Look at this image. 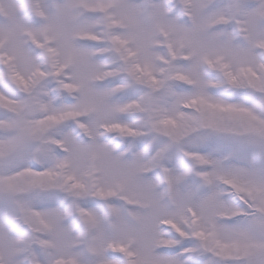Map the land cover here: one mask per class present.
<instances>
[{"label":"snow or ice","instance_id":"1","mask_svg":"<svg viewBox=\"0 0 264 264\" xmlns=\"http://www.w3.org/2000/svg\"><path fill=\"white\" fill-rule=\"evenodd\" d=\"M0 264H264V0H0Z\"/></svg>","mask_w":264,"mask_h":264}]
</instances>
